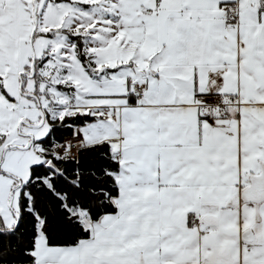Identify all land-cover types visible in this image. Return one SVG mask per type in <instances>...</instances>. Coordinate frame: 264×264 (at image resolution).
Segmentation results:
<instances>
[{"label": "snow or ice", "instance_id": "snow-or-ice-1", "mask_svg": "<svg viewBox=\"0 0 264 264\" xmlns=\"http://www.w3.org/2000/svg\"><path fill=\"white\" fill-rule=\"evenodd\" d=\"M0 264H264V0H0Z\"/></svg>", "mask_w": 264, "mask_h": 264}]
</instances>
